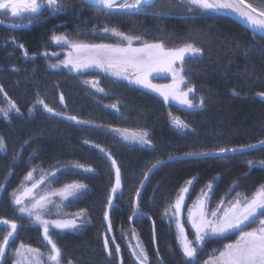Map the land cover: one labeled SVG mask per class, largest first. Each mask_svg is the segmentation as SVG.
<instances>
[{
  "label": "trees",
  "instance_id": "trees-1",
  "mask_svg": "<svg viewBox=\"0 0 264 264\" xmlns=\"http://www.w3.org/2000/svg\"><path fill=\"white\" fill-rule=\"evenodd\" d=\"M62 2L63 11H44L31 24L0 11L4 18L0 19L4 21L0 23V109L6 100L19 109L7 120L0 116V138L5 145L0 151V219L18 225L11 245L23 243L41 249L45 242L41 228L13 206L12 192L31 169L47 171L74 163L92 171L64 169L51 182L53 188L86 185L78 198L64 206L66 214L85 213L80 229L50 231L62 251L63 263L135 264L121 234L133 228L148 264H187L163 211L181 185L193 178L188 203L211 182V208L237 193L251 196L264 185V164L260 163L264 161V147L228 156L185 158L158 167L149 176L137 202L139 211L131 221L137 191L157 161L188 153L219 152L221 148L237 149L264 140V100L258 96L264 92V40L221 15H186V6L177 7L178 0H154V8L146 6L145 11L126 14L97 11L80 0ZM247 2L264 7L256 0ZM18 22L28 26L8 27ZM105 27L139 36L145 42H162L166 48L185 44L201 48L202 55L186 59L183 68L193 95L203 104L191 109L180 107L122 79L94 70L77 72L57 67L55 63L67 47L54 43V34L80 32L82 41L103 42L102 35L95 38L93 30ZM92 78L100 81L103 93L84 86L83 81ZM38 101H43L44 107L36 106ZM45 105L61 115L49 113ZM170 114L179 117L191 131L173 130ZM67 116L87 123L68 120ZM103 128L146 132L150 147L127 145ZM109 155L121 172V188L110 208L115 169ZM6 227L0 224V239ZM105 237L111 256L104 248ZM235 239V235H229L227 239L207 240L198 249L196 264H205L214 250ZM117 245L119 254L115 252ZM5 264H12L8 257Z\"/></svg>",
  "mask_w": 264,
  "mask_h": 264
},
{
  "label": "snow or ice",
  "instance_id": "snow-or-ice-1",
  "mask_svg": "<svg viewBox=\"0 0 264 264\" xmlns=\"http://www.w3.org/2000/svg\"><path fill=\"white\" fill-rule=\"evenodd\" d=\"M264 4V0H259ZM86 6L95 7L97 11L104 9L115 10L118 9L124 13L142 12L146 10V6L155 7L153 0H84ZM186 5L187 11L198 9L203 13L209 12H230L235 14L238 18L245 21L252 29L253 35H259L261 40H264V7H256L247 0H178L177 7ZM64 10L62 0H0V11L5 15L11 14V17L19 18L20 21L27 19L31 24L40 19L44 11L49 14H55ZM158 15L160 13H157ZM0 20V23H3ZM22 23H13L12 27H21ZM104 33H110L112 36L119 38L121 41H127V45L105 44V43H85L71 40L65 35H53L52 41L56 44H66L71 49L65 60L61 64L65 68L80 72L88 68H98L103 72L109 73L115 77L123 78L129 83H135L143 88L150 89L154 92L160 93L168 100L169 96L173 99H178L183 105L189 108L196 107L192 101L188 99V94L193 92L192 87H188L187 91H179V85L185 83L184 76L180 75L183 71L182 63L186 53L193 56L202 55L203 50L194 47L192 44H185L179 48H166L162 42L147 43L144 42L142 47H132L133 40H140L139 36H131L122 33L115 28L105 27L102 30ZM20 48L24 46L19 45ZM28 56L27 51L24 53ZM46 55V53H45ZM177 61H181V67L176 69L173 67ZM56 67V65H53ZM132 70V76L128 75L129 70ZM153 72H171L173 76V84L167 86H157L149 80V76ZM87 83V81H86ZM93 86H97L98 82L93 81ZM3 89L0 88V92ZM97 91H103L97 86ZM233 95H236L235 91ZM258 96L264 100V92L258 93ZM63 102V96H61ZM43 103V101H38ZM203 100H201V105ZM114 107V106H113ZM11 108H16L15 104H11ZM45 109L54 115H61L55 112L52 108L45 105ZM18 112L19 109H16ZM5 118L8 117V109H0ZM66 119L76 121L77 123H87V121H80L75 116H67ZM173 123L178 128H187V125L178 118H173ZM148 134L146 132L128 134L125 130L124 139H131L133 142H138L142 145H150ZM85 143H88L85 141ZM259 146L264 147V140L259 141ZM257 145H247V148H256ZM5 148L3 139L0 138V151ZM104 151L103 148L100 149ZM236 152L237 149L221 148V154L226 152ZM243 152L244 148L239 149ZM186 155H208V153H188ZM112 167L115 168V184L111 188V195L108 198V207L112 206V196L121 188V172L116 166V161L109 155ZM172 159V157H169ZM163 161H157L151 168L157 167L158 164H163ZM264 164V161L260 162ZM249 166H253L252 161H248ZM74 167H82V165H74ZM33 171L28 172L25 181H30L31 187H27L22 183L20 194L14 192V203L16 205H23L25 199H30L31 203L26 206H21L18 210L21 214L27 215L33 223L39 224L42 227L43 239L50 246V251L47 255V261L51 264H62V251L53 239V233L50 232V227L54 229L72 230L78 227L76 219H45L44 214L48 211V205L53 203L51 196L58 195L62 199L67 200L69 197H75L77 193L86 188V185L79 183H72L65 185L58 191H50L44 194L34 195V190L45 182V176H40L38 179L34 178ZM85 171H92L86 168ZM55 176V173H50ZM147 179V176H145ZM195 179V178H193ZM193 183L192 180L185 182V186L180 188L176 195L174 202L170 203L165 209V216L170 217V223L175 222L178 233V240L180 242L184 256L187 258V264H196V257L198 249L202 248L207 240L212 238L227 239L229 235H235L236 239L223 245L222 249L214 250V254L210 260L205 264H264V186L255 192L251 198L241 196L237 193L234 200L228 202L225 207L223 200L217 205V208L210 210L207 207V202L210 200L208 195L212 191V184L206 185V189L201 190V195L189 207L185 205V194L189 191V186ZM3 186H0L2 190ZM139 197V191H137ZM187 208V219L181 221L180 214L182 209ZM139 211V205H135L133 215ZM105 221H108V231L112 230V224L109 220L107 212L104 214ZM0 224L7 226L6 234L0 239V264H5L8 255V249L14 241L18 225L15 221L7 219H0ZM185 224H190L193 230L194 240L188 239ZM256 225V227H252ZM250 229V230H249ZM134 238L135 234L133 233ZM155 239V235H154ZM114 243V238L113 241ZM104 248L108 251L109 256L112 252L109 250V240L104 239ZM139 251H133L139 264H146L148 256L140 243L135 246ZM115 252L119 254L120 247H115ZM13 256L15 259L12 264H43L40 259L41 253L39 249L32 248L21 243L18 247L13 249ZM71 264V261H69Z\"/></svg>",
  "mask_w": 264,
  "mask_h": 264
},
{
  "label": "rangeland",
  "instance_id": "rangeland-1",
  "mask_svg": "<svg viewBox=\"0 0 264 264\" xmlns=\"http://www.w3.org/2000/svg\"><path fill=\"white\" fill-rule=\"evenodd\" d=\"M256 1H257L260 5L264 6V4H261V3L259 2V0H256ZM185 6H186V5H185ZM202 14H204V13L201 12L200 10H198V9H194V10L191 11V12H190V11H187V6H186V15H202ZM0 19H3V20H4L3 17H0ZM111 28H114V27H111ZM111 28H110V29H111ZM103 29H104V28H103ZM103 29H100V30H98V31L93 30V34H94L95 38H97V37H99L100 35H102L101 38H102V40H103V42H95V39H93V42H94V43H105V44H117V43H119V44H121V45H125V46L127 45V41H121L119 38L112 36L110 33H104V32L102 31ZM115 29H116V28H115ZM116 30H117V29H116ZM118 31H119V30H118ZM120 32H121V31H120ZM55 35H65V36L69 37L71 40L78 41V42H85V41H82L83 36H82V34H81L80 32H77V33L72 34V35L69 34L68 32H64V33H62V34L59 33V34H55ZM127 35H128V34H127ZM131 36H132V35H131ZM144 42H145V40H143V39H140V40H133V42H132V47H134V48H135V47H142V45H143ZM85 43H89V42H85ZM147 43H149V42H147ZM59 45H61L62 47H67V50H66V51L64 50V51L61 52V54H62V58H61L60 60H58L57 63H55V64L57 65V67H62L63 65L61 64V61L65 60V59L67 58L68 53H69V51H71V49H70V48L68 47V45H66V44H58V46H59ZM176 48H177V47H176ZM178 48H179V47H178ZM195 57H196V56H193V55L190 54V53H186V54H185V57H184V61H185L186 59H189V58H195ZM184 61H183V62H184ZM173 67L176 68V69H179V68L181 67V61H177L176 64L173 65ZM182 67H183V63H182ZM84 70H94V71H96V72H98V73H100V74H102V75H104V76H105V75L108 76L109 78L114 77V78H116V79H122V80H124V81H126V82L129 83V81L126 80V79L115 77V76H113V75H111V74H109V73H106V72L101 71V70L98 69V68H88V69H84ZM82 71H83V70H82ZM129 73L132 74V70H131V69L129 70ZM130 74H129V76H130ZM180 75L184 76V68H183V71L180 72ZM130 77H131V76H130ZM184 79H185V83L179 85V89H178L179 91H187V88L190 87V86L187 84V80H186L185 77H184ZM149 80H150L153 84H155V85H157V86H161V87L173 84V76H172V73H171V72H159V73H157V72H153V73L149 76ZM86 81H87V83H86ZM93 81H97V82H98V85H97V86H98L99 88H101V87H100V81H99L98 79H93V78H92V79L84 80V81H83V84H84V86H85L86 88H88L89 90H91V91H93V92H95V93H103V91H97V86H93V84H92ZM129 84L132 85V86H134V87H138V88H141V89L146 90V91H148V92H151V93L157 95L158 97H160L163 101H165L164 97H163L162 95H160V93H158V92H154V91H152V90H150V89L143 88L142 86H140V85H138V84H135V83H129ZM188 99L191 100L192 103H193V105H196V107H200V106H201V100H202V99H201L200 97L194 96V95H193V92H191V93L188 94ZM165 102H166V103L176 104V105H178V106H180V107H186V108H189L187 105H183V104H181V103L179 102L178 99H173L171 96H169L168 100L165 101ZM11 104H13V103H11L10 101L6 100V102H5L4 105H3V106H4L3 109H8V117H7V118H5V116L3 115V113L0 112V116H1L2 118L6 119V120H7L12 114H16V113H17V111H16L17 108H11ZM36 106H38V107H44L43 104L38 103V102H37ZM108 108L111 109V110H116V107H115V106H114V107H113V106H109ZM192 108H195V107H192ZM189 109H191V108H189ZM173 118H178L180 121H182L179 117L170 114V115H169V124H170V126H171V128H172L173 130H175V131L178 132V133H186V132L191 131V129H190L188 126H187V128H178L177 126H175L174 123H173ZM182 122H183V121H182ZM183 123H184V122H183ZM184 124H185V123H184ZM103 130H105L106 132H108L109 134L113 135L114 137H116V138L119 139L121 142H123V143H125V144H127V145L140 146V147H143V148H145V147H150V145H142V144H140V143H138V142H133L131 139H129V140H125V139H124L125 130H118V129H114V128H103ZM140 132H141V131H127L128 134H131V133H140ZM147 139H148V136H147ZM74 165H77V164H74V163H72V164H61V166H57V167H55V168H53V169H51V170H47V171H46V170H39V169L34 168V169H35V171L33 172V176H34V178L38 179V178H39L40 176H42V175L45 176V182H44L43 184H41L38 188H36V189L34 190V195L44 194V193H47V192H50V191H58V190H60L61 188H63L64 186H62V187H60V188H53L52 185H51L52 180L57 176V174H58L61 170H64V169H75V170H79V171H85V169H86V167H83V166H82V167H74ZM34 169H31L30 171H33ZM30 171H29V172H30ZM53 172L55 173V176L50 175V173H53ZM85 172H88V171H85ZM25 177H26V176H25ZM190 180H192L193 183H194V179H190ZM22 183L25 184L27 187H31V183H32V182H30V181H25V178H24L23 181H22ZM22 183H21V185H22ZM193 183H192L191 186H189V191H188V193L185 194V201H184V203H185V205H187V206H189V207H190V206L193 204V202L196 201L197 198L201 195V190L206 189V186H205L204 188H202V189L196 194V196L193 198V200H192L190 203H188V197H189V194H190L191 188H192V186H193ZM79 184H81V183H79ZM211 184H212V182H211ZM21 185H20V186L14 191V192L17 193V195H19V194H20V191H22V189H21ZM67 185H68V184H67ZM207 185H208V184H207ZM184 186H185V182L181 185V187H184ZM262 186H264V185H262ZM262 186H260L255 192H257ZM181 187H180V188H181ZM180 188H179V190L177 191V193L180 191ZM18 190H20V191H18ZM85 190H86V188L80 190V191L77 193V195H76L75 197H69L67 200L62 199V198H61L60 196H58V195L51 196V200H52L53 203H51V204L48 205V211L45 212V214H44V218H45V219H72V218H75L78 227H77L76 229H72V230H75V231H76V230H79L80 227H81V225H82V223H83V222L85 221V219H86V217H85V216H86L85 213H83V212H76V213H72V214H66V213H64V206H65V204H66L68 201L73 200V199H75V198H78V197H79V196H80ZM14 192H12V194H13ZM255 192H254V193H255ZM177 193H176V195H177ZM254 193H253V194H254ZM12 194H11V201H12L13 206L16 207L17 210H18L21 206H26V205H29V204L31 203L30 199H25L23 205H16V204L14 203V197H13ZM253 194H252V195H253ZM176 195H175V197H174V199H173L172 202H174V200L176 199ZM208 195L210 196V195H211V192H210ZM252 195H251V196H252ZM236 196H237V194L231 196V197L228 198L227 200L223 199V201L225 202L224 206L227 207V206H228V202L231 201V200H234V199L236 198ZM241 196H243V195L241 194ZM251 196H249V198H251ZM210 204H211V202H210V200H209V201L207 202V207H208L210 210H214V209L217 208V205H218L219 203L216 204L215 206H213L212 208H211ZM18 211H19V210H18ZM19 213H20V212H19ZM164 213H165V210L163 211V217H164L165 221H166L168 224H170L171 227H172V229L174 230L175 237H176V242L178 243V246H179V248H180V250H181V252H182V254H183V251H182V248H181L180 242H179V240H178V238H177L178 233H177V229H176V226H175V222H171V223H170L171 213H169V216H165ZM20 214H21V213H20ZM21 215H23V216L29 218V217H28L27 215H25V214H21ZM29 219H30V218H29ZM180 219H181V221H185V220L187 219V208L182 209L181 214H180ZM30 222H31L32 224H34V225L39 226V227L41 228V231H42V227H41L39 224L33 223L31 219H30ZM252 227H256V225H252ZM185 228H186V232H187V233H188L187 230H190V232H191V234H192L193 230L191 229L190 224H185ZM249 230H250V229H249ZM50 231L64 232V231H69V230L61 231V230H59V229H54V228H51V227H50ZM133 233L135 234V238H134ZM121 234H122L123 238H124L125 241H126V245H127V247H128V250L130 251V255H131V257H132L134 263H135V264H139V261L137 260L136 256L133 255V251H139L138 249L135 248L136 244H137V243H140V244L142 245V243H141V241H140V239H139V237H138L136 231L132 228V229L126 231V232H122ZM192 237H193L192 240H194V235H193V234H192ZM188 239L190 240L189 234H188ZM19 245H20V244H16V245H15V243H14L13 245H10V247H9V249H8V255H7V257H8V259L11 261V263H12L13 260L15 259V257L13 256V249L16 248V247H18ZM142 246H143V245H142ZM143 248H144V247H143ZM144 250H145V249H144ZM39 251H40V253H41L40 259H41V261L43 262V264H51V262L47 261V255H48V252L50 251V247H49L45 242H44V244H43V247H42L41 249H39ZM183 256H184V254H183ZM184 258L187 259L185 256H184ZM62 264H65V263H63V261H62ZM146 264H148V260H147Z\"/></svg>",
  "mask_w": 264,
  "mask_h": 264
},
{
  "label": "water",
  "instance_id": "water-1",
  "mask_svg": "<svg viewBox=\"0 0 264 264\" xmlns=\"http://www.w3.org/2000/svg\"><path fill=\"white\" fill-rule=\"evenodd\" d=\"M80 1L84 3V0H80ZM153 1H154V0H153ZM91 7H92V6H91ZM93 8H95V7H93ZM101 11L109 12V13H117V14H126V13H124L123 11H120V10H118V9L111 10V11H110V10H107V9H104V10H101ZM210 13L217 14V15H221V16H223V17H226V18L232 20V21L235 22L237 25H239L240 27H242L243 29H245L246 31H248L249 33H251V34L253 35V31H252V29L247 25V23H246L245 21L241 20L240 18H238L235 14L230 13V12H219V13H217V12H210ZM155 15H156V14H155ZM163 16H168V15H163ZM27 26H28V24H24L23 26L17 28V27H12V25H8V27L11 28V29H20V28H24V27H27ZM255 36L259 37L258 34L255 35ZM131 76H132V75H131ZM255 145H257L256 148H247V147H244V151H243V152H248V151H251V150H254V149H257V148L261 147V146H259V143L255 144ZM239 149H241V148H239ZM239 149H237L236 152L229 151V152H226V153H223V154H221L220 152H212V153H208V155H206V156H205V155H185V156H175V157H172V159L167 158V159L161 160V161H163L164 163H163V164H158L157 167L152 168V171H151V172L148 171L147 174H146L147 179H145V177H144L143 182H142V184H141V186L139 187V190H138V191H139V197H140V194H141V192H142V190H143V188H144L146 182L148 181V178H149V176L151 175V173H152L155 169H157L158 167H160V166H162V165H164V164H167V163H170V162H173V161H176V160H180V159H185V158H204V157H215V156H216V157H218V156L220 157V156H228V155H232V154L242 153L241 151H239ZM114 169H115V168H114ZM114 195H115V194H114ZM114 195L112 196V199H113ZM139 197H137V194H136L135 201H134V209H135V205H137V202H138ZM137 213H138V212H137ZM137 213H136V215H137ZM136 215H132V217H131V221L133 220V218H134ZM42 234H43V232H42ZM45 242H46V241H45ZM46 243H47V242H46ZM49 247H50V246H49Z\"/></svg>",
  "mask_w": 264,
  "mask_h": 264
},
{
  "label": "bare ground",
  "instance_id": "bare-ground-1",
  "mask_svg": "<svg viewBox=\"0 0 264 264\" xmlns=\"http://www.w3.org/2000/svg\"><path fill=\"white\" fill-rule=\"evenodd\" d=\"M255 144H257V143H255ZM255 144H251V145H255ZM244 147H247V146H244ZM244 147H241V148H244ZM260 148V147H259ZM237 149H239V148H237Z\"/></svg>",
  "mask_w": 264,
  "mask_h": 264
},
{
  "label": "flooded vegetation",
  "instance_id": "flooded-vegetation-1",
  "mask_svg": "<svg viewBox=\"0 0 264 264\" xmlns=\"http://www.w3.org/2000/svg\"><path fill=\"white\" fill-rule=\"evenodd\" d=\"M10 14V13H9ZM9 14H8V16H9ZM18 21H20V20H18ZM24 21V20H23Z\"/></svg>",
  "mask_w": 264,
  "mask_h": 264
}]
</instances>
